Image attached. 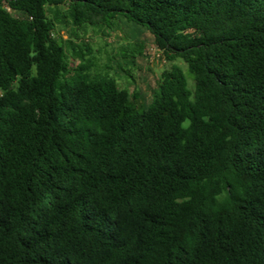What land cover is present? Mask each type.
<instances>
[{"label":"trees","instance_id":"1","mask_svg":"<svg viewBox=\"0 0 264 264\" xmlns=\"http://www.w3.org/2000/svg\"><path fill=\"white\" fill-rule=\"evenodd\" d=\"M120 20L151 101L74 41ZM0 264H264V0H0Z\"/></svg>","mask_w":264,"mask_h":264},{"label":"rangeland","instance_id":"2","mask_svg":"<svg viewBox=\"0 0 264 264\" xmlns=\"http://www.w3.org/2000/svg\"><path fill=\"white\" fill-rule=\"evenodd\" d=\"M12 12L16 14L15 11ZM71 32V28L59 31L65 40L71 36ZM76 32L79 38H74V41L77 44L85 43L91 50L92 71L108 74L117 79L120 88L138 93V102L153 99L154 94L159 91L162 72L170 69L172 63L180 64L187 72V66L182 61L167 60L156 45L154 36L145 28L120 20L110 28H89L87 32L77 29ZM138 45H143L142 50ZM86 53L89 55V52ZM127 55L134 58H128ZM72 64L77 66L79 61L72 60ZM192 78L190 75V87L194 84Z\"/></svg>","mask_w":264,"mask_h":264}]
</instances>
